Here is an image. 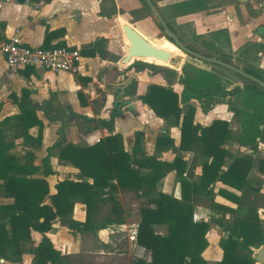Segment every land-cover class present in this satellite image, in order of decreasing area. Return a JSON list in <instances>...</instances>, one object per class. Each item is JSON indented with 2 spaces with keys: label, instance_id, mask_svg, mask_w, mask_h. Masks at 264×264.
<instances>
[{
  "label": "trees",
  "instance_id": "trees-1",
  "mask_svg": "<svg viewBox=\"0 0 264 264\" xmlns=\"http://www.w3.org/2000/svg\"><path fill=\"white\" fill-rule=\"evenodd\" d=\"M141 2L151 12L146 2ZM161 37L173 42L169 36L161 35L159 38ZM42 48L48 47L45 45ZM131 66L138 71L143 67L137 62ZM241 70L264 82V70ZM204 75L208 79L199 82L178 79L182 86L180 94L172 89L150 84L140 98L156 117L179 126L178 150L188 151L190 144H194V153L203 152L208 158L209 161H202L201 174L196 182L190 180L193 177L192 168L186 176L183 175L185 165L179 156L175 155L172 162L168 163L155 156L143 155L140 150L142 133L135 132L131 153L124 150L121 137L116 134L106 136L86 148L71 144L62 146L58 153L59 159L70 163L78 169L84 180L88 178L90 182L83 179L75 182L60 181L54 186L55 192L49 195L46 182L32 177L38 168L31 162L19 163L7 154V146L3 143L4 137L0 130V178L4 180L0 191L12 200L8 205L0 206V258H4L10 250L17 256L24 253V244L31 241V232H35L40 235V240L32 249V264H65L60 252L52 247L44 235L51 230L55 221L66 226L73 234L90 233L92 236L110 226L129 222L136 224V247L149 252L148 262L136 259L133 264H206L201 254L207 246L205 235L209 223H212L225 234L219 241L222 256L215 264H254L253 248L261 245L264 240L257 213L260 209L264 210V193L260 192L262 180L250 181L248 173L255 163L258 172L264 175V160L254 159L257 139L264 134L259 127L252 128L244 123L237 141L240 146H248L249 153L233 158L223 173L221 166L227 155L225 146L231 134L227 124L225 121L214 120L209 126L200 127L193 124L194 109L187 106L183 110L180 104L191 99H206L215 94L222 97L236 95L241 90L264 97V89L241 77L245 82L242 89L235 87L227 92L221 86L209 82L212 75L206 72ZM77 95L81 97L80 93ZM114 115L116 114H111L110 121L100 123L109 127L113 124ZM9 120L15 123L17 137L25 142L31 140L28 130L36 127L37 141L40 142L43 124L34 111L21 110ZM57 145L55 143L54 146ZM161 146H169L174 154L177 152L173 140L168 137L156 139V147ZM42 162L43 175H51L48 158L45 157ZM171 171H175L179 179L181 200L155 192V182ZM215 181L239 192V195H235L224 189L217 191V194L234 202L235 209L211 205L213 209L233 214V222L226 223L221 217L211 218L208 222H193V206L200 199L212 200V184ZM115 182H131L133 192L146 198L138 209L136 220L128 219L116 202L114 193L118 186L125 188L126 185H116ZM47 199L49 203L45 204ZM75 203H81L85 207L83 222L72 219ZM105 206L108 209L101 218L99 215ZM155 225L166 226V234H155L152 229Z\"/></svg>",
  "mask_w": 264,
  "mask_h": 264
},
{
  "label": "crops",
  "instance_id": "crops-1",
  "mask_svg": "<svg viewBox=\"0 0 264 264\" xmlns=\"http://www.w3.org/2000/svg\"><path fill=\"white\" fill-rule=\"evenodd\" d=\"M119 5L120 0H48L46 5L40 10L22 3L0 6V40H7L12 36H18L21 42L29 47H43L46 45L48 48L61 47L79 50L80 62L77 72L74 74L66 72L52 73L39 68H24L16 71L11 76L6 68L4 57L0 53V121L5 117L8 119L7 122H10V124L8 123V131H12L13 137L11 140L6 139L4 126L0 123V130L4 137L3 143L7 146V154L13 156L19 163L31 162L34 167L38 168V171L32 177L43 179L46 182L49 195L55 192V184L63 181L62 177L64 179L72 178L73 182L80 179L84 180L79 174L78 169L58 157L61 147L68 144L78 148H86L106 136L116 134L121 137L124 150L131 153L134 148V133L140 132L142 133L140 150L143 155L155 156L158 160L168 163L172 162L175 155L179 156L185 165L184 176L192 168L193 177L190 178L191 182L197 181L201 174L200 165L202 161L208 160L203 152L194 153V144H190L191 148L188 151L178 150L180 138L179 126L174 124L168 126V121L156 117L141 102L140 98L145 93L150 81L145 80L137 73H135L137 78L132 76L125 79L124 77V82L120 81L123 78V74H126V68H129L128 66L131 64L122 63L126 52L116 59L111 60L108 58L111 34L114 32V35L118 37L121 28L118 23L119 16H115V8L117 9ZM99 78L101 80H98ZM129 78H132V81L123 91L116 90V87L122 86ZM93 84H96L98 90L104 91L106 88H109L112 94V97H109L106 101L101 99L100 106L98 107L95 106V100L99 96L95 91H89ZM236 87L242 89V86ZM224 91L228 92L230 90L224 89ZM78 93H80L81 97L77 95ZM232 97H235V95L222 97L215 94L206 99H191L188 102L180 104V107L183 110H186L187 106L192 107L194 109L193 124H197L200 127H207L214 120L226 121L228 123L227 117L233 115L234 110L227 111L228 109L222 99L228 102L229 100H233ZM212 99H215V102L209 105V109H205L204 107L196 108V103L206 101L208 104ZM21 110L34 111L35 116L42 122L43 127L40 142L37 141L36 127L30 128L27 132L31 138L30 141L25 142L21 137H17V131L14 128L15 123L9 119L17 116ZM111 114H116L112 117V125L107 127L100 123V121H110ZM214 114H217V116L212 120V115ZM198 116H200L198 118L199 121H205L203 124L197 120ZM75 119H81L91 124H89L90 126L87 124L76 125V123L74 124ZM228 129H230L231 134L225 146L227 155L224 157V162L221 166V172L223 173L233 158L249 153V147L240 146L237 141L240 129L237 135H233L234 129H231L230 126ZM148 136L153 138L151 145L147 144L146 140ZM163 136L173 140V145L177 148L175 154L169 146L156 147V139ZM14 140L18 141L14 142ZM19 142L21 145L17 148H20L21 152L18 154L15 151V146ZM55 143H58V145L54 146ZM238 147L244 148L245 151L242 154H238ZM258 147L254 159L264 160V157L261 156L258 150L260 147ZM45 157L48 158V164L52 171V174L46 177L43 175L44 168L42 162ZM248 179L250 181L261 179L262 186L260 192L264 193V175L258 172L255 163L248 173ZM84 181L90 182L88 178ZM3 183L4 180L0 178V186ZM118 183L126 185V187L121 188L118 186L114 193L116 202L117 196L120 194L127 195L132 193L137 200L141 198L131 189V182H115L116 185ZM219 189L239 195L237 190L222 184L220 181H215L212 184V191L214 193L212 200L200 199L201 201L193 206V222H208L211 218L219 217L226 222L224 219L226 215H229L232 220L226 223L233 222L234 216L232 214L226 213L223 217L224 211L211 207L212 204H216L227 209L236 208L234 202L217 194ZM155 192H161L176 200H181V188L175 171L168 172L155 182ZM11 201L10 197H5L0 191V206L8 205ZM144 202L142 201V203L138 204L137 216L138 209ZM44 203L48 204L49 200H45ZM105 207L108 208L107 206ZM105 207L103 210H105ZM82 208H84V212L81 211ZM74 211H79L82 215H73ZM258 211L264 210L260 209ZM125 216L128 218V213H125ZM136 218L131 219V221L136 220ZM72 219L77 222L84 221L85 207L83 204H74ZM127 223L129 222L110 226L97 232L96 236H92L90 233L82 235L73 234L69 232L66 226L62 225L59 221H55L52 224V229L44 233V235L49 239L56 251L62 252V248L68 244L67 234L65 233L64 235L62 232L63 228H66L70 235L91 237L93 239L98 237L99 234H105L107 231L113 233L114 228H118L119 230L130 229V233H127L126 236L128 242L132 243L137 252L136 259L148 262L149 252L136 247V224ZM6 229L8 230V226ZM152 229L157 235L166 234V226L164 225H155ZM62 235H64V238ZM31 236L33 241L32 248L28 252L24 251L21 254V258L30 255V262L32 264L34 257L32 249L39 243L40 235L32 232ZM224 237L225 234L222 231L214 224L209 223V228L205 235L207 246L201 254L206 264H215L221 259L222 251L219 247V241ZM101 242L103 248L108 247L105 241ZM89 253H91L90 246L89 250L86 251V254ZM100 253L102 254L103 252L101 251ZM9 257H11V250L6 253L4 258H0V264H21V262L12 263ZM18 259L19 257L17 256L16 260Z\"/></svg>",
  "mask_w": 264,
  "mask_h": 264
},
{
  "label": "rangeland",
  "instance_id": "rangeland-1",
  "mask_svg": "<svg viewBox=\"0 0 264 264\" xmlns=\"http://www.w3.org/2000/svg\"><path fill=\"white\" fill-rule=\"evenodd\" d=\"M150 1L163 19L165 28L173 33L187 49L201 55L205 54L204 56H209L210 58L224 61L239 69L252 68L255 70H264V31L260 28L264 27V0H246L244 2L235 0ZM115 11V16H119L125 20L129 26L140 32L144 38L151 43L159 39L161 35L168 36L166 29L160 25L152 12H148L145 9L141 0H120V5L117 9L115 8ZM125 39L121 28L118 37L114 35V32L111 34V38L109 39V59L113 60L125 54L129 46L128 41L127 44L125 42L127 39ZM180 52L183 56L175 55L169 60L168 64L171 66H157L142 60L148 58L161 61L151 57L133 58L130 63L137 62L143 66L142 69L138 71L135 67L130 66V64L128 66L129 68L125 70L126 74H123V78L120 79V81L124 82L126 77L133 76L137 78L135 75V73H137L145 80L150 81L148 85L156 84L172 89L178 94L181 93V85L178 83H168L162 79L161 74H157L158 67H164L168 69L167 76L169 77H173L177 73L179 79L199 82L202 79H208V77L204 75L206 72L213 76L209 82L213 83V85H219L224 89L231 90L236 86L245 85L244 80L239 75L222 67L194 59L181 50ZM169 58H171V56ZM98 80H101V78ZM90 90L95 91L99 96V98L95 100V106L97 107L100 106L101 99L106 101L109 97H112L109 88L102 91L96 88V84H93L89 91ZM86 96L88 97L87 93ZM232 98L233 100H229L228 102L224 99H222V101L228 109L227 111L230 112L234 110L233 115L227 117L228 123L225 121L228 128L230 126L231 129H234L233 135H237L244 123H246V126H252V128L259 127L260 131L264 134V97L255 95L248 90H241ZM213 102H215V99H212L208 104L206 101L198 102L196 103V108L204 107L205 109H209V105H212ZM216 116L217 114L212 115V120ZM198 118H200V116L197 117V120ZM75 120L74 124L76 123V125L91 124L81 119ZM7 121L8 119L5 117L1 119L0 123L4 126L6 139L11 140L13 138L12 131H8L10 122ZM199 122L203 124L205 121L200 120ZM171 125L172 123L169 122L168 126ZM168 130L170 131L169 128ZM17 141L18 140H14V142ZM146 141L148 145H151L153 138L148 136ZM20 145L19 142V144L15 146V151L18 154L21 152L20 148H17ZM257 146L260 147H258V150L261 156L264 157V136L257 140ZM237 150L239 151L238 154H242L245 151L242 147H238ZM61 179L63 181L73 182L72 178L64 179L62 177ZM117 198V202L120 204V207H122V212L128 213L129 219H135L137 217L138 204L146 200L145 197H141L137 200L132 193L127 195L120 194ZM107 209L108 208L105 207V210L101 211L99 217L102 218L103 212ZM81 211L84 212V208H82ZM226 213L228 212L223 213V217ZM257 213L261 226H263L264 211H258ZM74 214L82 215L79 211H74L73 215ZM224 219L226 222L232 221L229 215H226ZM62 230L64 235L65 233L67 234L68 241V244L62 248V252H60L65 264H133L136 260L137 252L132 246V243L128 242L126 236L127 233H130V229L119 230L118 228H114L113 233L107 231L105 234H99L95 239L85 236L76 237L70 235L66 228ZM64 235H62L63 238ZM101 241H105L108 247L103 248L101 246ZM32 245L33 241L31 236V241L24 245L23 251L28 252V250L32 248ZM89 246L91 253L86 254V251L89 250ZM256 248H253V253ZM101 251L103 252L102 254L100 253ZM18 257L19 259L16 260L17 255L11 252V257L9 258L12 263L21 262V264H31L30 255L21 258L20 254Z\"/></svg>",
  "mask_w": 264,
  "mask_h": 264
},
{
  "label": "built area",
  "instance_id": "built-area-1",
  "mask_svg": "<svg viewBox=\"0 0 264 264\" xmlns=\"http://www.w3.org/2000/svg\"><path fill=\"white\" fill-rule=\"evenodd\" d=\"M48 0H0V6L5 4H25L36 10L42 9ZM0 53L4 57L9 75L24 68H39L52 73L77 72L80 62L78 49L72 48H42L29 47L21 42L18 36L0 40Z\"/></svg>",
  "mask_w": 264,
  "mask_h": 264
},
{
  "label": "water",
  "instance_id": "water-1",
  "mask_svg": "<svg viewBox=\"0 0 264 264\" xmlns=\"http://www.w3.org/2000/svg\"><path fill=\"white\" fill-rule=\"evenodd\" d=\"M144 1L148 5L150 11L155 15V17L158 20V22L160 23V25L165 28V23H164L163 19L161 18L160 14L155 9V7L152 5L151 1L150 0H144ZM235 1L244 2L246 0H235ZM260 28H262V30L264 31V27H260ZM166 31H167V35L173 41L171 43L175 47L180 49L183 53H185V54L189 55L190 57L197 59L201 62L216 65V66L222 67L224 69H227V70L235 73L236 75H239L240 77H242L244 79H247L253 83L258 84L259 86H261L264 89V82L263 81L245 73L241 69H239V68H237L231 64L225 63V62L217 60L215 58L203 56L201 54H198L196 52H193V51L187 49L186 47H184L181 44V42L177 39V37L173 33L169 32L167 29H166ZM122 32H123L125 38L127 39L128 43H129L126 54L122 59V63H124V64L130 63V61L133 58H145V57H153V58L159 59L163 62H167L169 60V57H170L169 53L162 51L160 49H157V48L153 47L152 45H150L148 41H146L140 34H138L133 28L129 27L128 25H124L122 27ZM167 73H168L167 68L158 67L157 74H161L162 79H164L166 82L171 83V84L177 83V81L179 79L178 74L176 73L173 77H169V76H167ZM131 81H132V78H129L122 86L116 87V90L123 91L124 88L127 87L129 83H131ZM262 228H263V234H264V225L262 226ZM252 258H253L255 264H264V240H263L262 244L259 245L255 249V251L252 255Z\"/></svg>",
  "mask_w": 264,
  "mask_h": 264
},
{
  "label": "bare ground",
  "instance_id": "bare-ground-1",
  "mask_svg": "<svg viewBox=\"0 0 264 264\" xmlns=\"http://www.w3.org/2000/svg\"><path fill=\"white\" fill-rule=\"evenodd\" d=\"M118 23L120 25V27L122 28L124 25H128L127 22L125 20H123L122 18H118ZM129 26V25H128ZM131 27V26H129ZM132 28V27H131ZM134 29V28H133ZM135 30V29H134ZM138 34H140L143 38L144 36L138 32L137 30H135ZM145 39V38H144ZM126 40V39H125ZM146 40V39H145ZM147 41V40H146ZM126 44H127V40L125 41ZM149 42V41H148ZM149 44H151L153 47L157 48V49H160L162 51H165L167 53H169V55L171 56L170 59H172L175 55H179V56H183V54L180 52V50L175 47L171 42L167 41L165 38H159L157 39L155 42H149ZM153 58V57H151ZM155 59V58H154ZM143 61L145 62H148V63H152L154 65H157V66H164V65H169V60L167 62H162V61H157V60H152V59H142ZM171 66V65H169ZM178 67V66H177ZM182 68V67H181ZM175 69V68H174Z\"/></svg>",
  "mask_w": 264,
  "mask_h": 264
},
{
  "label": "flooded vegetation",
  "instance_id": "flooded-vegetation-1",
  "mask_svg": "<svg viewBox=\"0 0 264 264\" xmlns=\"http://www.w3.org/2000/svg\"><path fill=\"white\" fill-rule=\"evenodd\" d=\"M156 9V8H155ZM157 10V9H156ZM194 52V51H193Z\"/></svg>",
  "mask_w": 264,
  "mask_h": 264
}]
</instances>
